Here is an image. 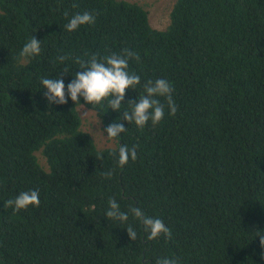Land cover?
Here are the masks:
<instances>
[{
  "label": "trees",
  "instance_id": "obj_1",
  "mask_svg": "<svg viewBox=\"0 0 264 264\" xmlns=\"http://www.w3.org/2000/svg\"><path fill=\"white\" fill-rule=\"evenodd\" d=\"M161 1L150 6H162L163 29L142 0H0V264H264V0ZM84 12L94 25L63 30ZM33 36L40 54L22 57ZM125 48L140 55L129 71L142 84L169 81L178 111L165 106L156 126L123 122L127 132L99 144L123 113L83 98L49 105L41 81L61 75L67 87L76 57ZM119 144L137 149L122 168ZM30 190L38 207H4ZM110 198L161 219L171 238L147 241L131 215L108 219Z\"/></svg>",
  "mask_w": 264,
  "mask_h": 264
},
{
  "label": "clouds",
  "instance_id": "obj_2",
  "mask_svg": "<svg viewBox=\"0 0 264 264\" xmlns=\"http://www.w3.org/2000/svg\"><path fill=\"white\" fill-rule=\"evenodd\" d=\"M94 24L95 16L92 13L84 12L75 14L63 26V30L75 32L81 26ZM41 43L33 36L24 44L20 55L26 58L38 56L41 52ZM57 59L61 64H64L69 57L59 56ZM133 59L139 63L141 58L138 53L128 48L123 49L121 53H112L103 57L93 54L86 60L76 57L74 62L79 64V71L73 76L67 87L61 75L42 79L41 84L46 90L45 96L48 104L65 105L70 98L73 104L83 107L80 103V98H83L85 104L91 105L93 109L98 105L106 104L108 109L118 113L122 112L119 119L109 124L103 131H98L107 141L117 140L127 132L123 122H127L129 125L134 124L138 128H144L149 122L152 126L158 125L164 119L165 106H167L169 115L175 116L178 109L173 99V86L168 80L162 78L154 81L148 80L142 84L140 75L129 71V61ZM62 70L64 74V69ZM138 86L143 89V92L138 94V101L130 100L125 105L126 93L129 90L136 92ZM161 98L165 103L161 102ZM122 107L125 110H122ZM103 132L107 133L106 138ZM102 159L103 157H101ZM136 159L137 149L135 146L129 148L126 144L122 146L119 144L118 165L121 168L127 165L129 160L135 161ZM101 174L105 179H110L112 176L110 170H103ZM39 204L40 193L37 190H30L19 193L14 199L7 200L4 207H10L18 212L29 206L38 207ZM105 215L110 220L122 223L127 222L131 215L143 226V230L147 233L145 237L147 241L156 240L161 236L170 239L172 235L171 230L161 219L146 216L134 202L130 203L127 211H123L120 204L114 198H110ZM125 230L130 240L135 241L137 232L134 227L129 224ZM258 238L261 246L264 247V235H260ZM153 264H181V262L178 258L160 256L153 261Z\"/></svg>",
  "mask_w": 264,
  "mask_h": 264
},
{
  "label": "rangeland",
  "instance_id": "obj_3",
  "mask_svg": "<svg viewBox=\"0 0 264 264\" xmlns=\"http://www.w3.org/2000/svg\"><path fill=\"white\" fill-rule=\"evenodd\" d=\"M145 1L144 6L150 11L149 17L151 19V22L153 24L154 27L159 28V29H163L164 28V11L162 10V6H150V3H154L152 0H142ZM161 4H163L164 7L168 6H172V0H162L160 2ZM91 115L90 112H86L84 114L85 118H89ZM99 126H96L92 132L95 134L94 131H96V129L98 130ZM96 137V135H95ZM99 144H103L105 143V139L103 138V136L101 135V140L98 141Z\"/></svg>",
  "mask_w": 264,
  "mask_h": 264
}]
</instances>
